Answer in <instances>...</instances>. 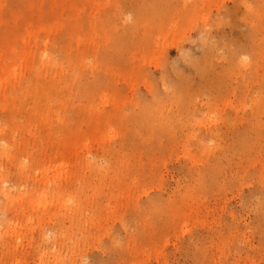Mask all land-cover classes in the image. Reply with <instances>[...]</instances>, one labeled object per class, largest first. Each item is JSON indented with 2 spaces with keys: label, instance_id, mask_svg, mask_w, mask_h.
I'll return each mask as SVG.
<instances>
[{
  "label": "rangeland",
  "instance_id": "rangeland-1",
  "mask_svg": "<svg viewBox=\"0 0 264 264\" xmlns=\"http://www.w3.org/2000/svg\"><path fill=\"white\" fill-rule=\"evenodd\" d=\"M146 1L0 0V55L20 73L5 78L0 126L29 122L36 104L15 87L30 79L26 63L3 49L10 40L21 50L23 36L66 99L56 110L67 128L53 139H80L66 158L72 177L52 142L39 157L33 140L0 155V264H264V0H245L256 16L241 0ZM89 110L102 126L86 122ZM142 123L166 132L153 138Z\"/></svg>",
  "mask_w": 264,
  "mask_h": 264
},
{
  "label": "bare ground",
  "instance_id": "bare-ground-1",
  "mask_svg": "<svg viewBox=\"0 0 264 264\" xmlns=\"http://www.w3.org/2000/svg\"><path fill=\"white\" fill-rule=\"evenodd\" d=\"M143 1V0H142ZM148 1V0H147ZM146 1V2H147ZM151 1V0H150ZM150 1H149V4H150ZM170 1V0H169ZM173 1V0H172ZM172 1H171V3L170 2H168V0H166V3H167V6H165V7H168V3L170 4V5H174V2L175 1H173V4H172ZM248 1V0H247ZM247 1H245V0H241V2L242 3H244L245 5H246V8H247V10H248V12H249V10H250V7H252L250 4H248V2ZM261 1V0H260ZM144 2H145V0H144ZM264 3V2H263ZM136 4V3H135ZM136 5H138V4H136ZM142 5V4H141ZM145 5V4H144ZM147 7L149 8V6L150 5H148V2H147ZM163 5H165V4H163ZM257 5H258V9L260 10V5H262V7H261V10L262 9H264V7H263V4H260V2H259V4L257 3ZM171 6V7H172ZM140 7V6H139ZM150 7H152V6H150ZM170 7V6H169ZM187 7V6H186ZM60 8V7H59ZM253 8V7H252ZM251 8V10H253V12H254V10L256 11V12H254V13H251V15L252 14H256L258 11L256 10V9H252ZM143 9H146V6H145V8H143V5H142V10ZM150 9V8H149ZM148 9V10H149ZM132 11V10H131ZM139 11V10H138ZM145 11H147V10H145ZM145 11L144 12H142L141 11V13H139V12H137L136 11V13L138 14L139 13V15H140V17L141 16H143L144 14L143 13H145ZM133 13H134V10L132 11ZM33 10L31 11V13L30 14H28V16H25V22H26V24L28 25L27 27V33H28V36L31 38V37H34L37 33H34V32H32V30H31V27L34 25V24H36L37 23V16H38V12H37V14L36 15H34L33 16ZM137 14H136V16H137ZM141 14H143V15H141ZM259 14V13H258ZM257 14V15H258ZM263 14H264V11H263ZM134 15H135V13H134ZM139 15L136 17V19H135V21L138 19V17H139ZM260 15V14H259ZM253 16V15H252ZM256 16V15H255ZM39 17V16H38ZM135 17V16H134ZM258 17V16H257ZM257 17H256V19H257ZM259 18H260V16H259ZM134 19V18H133ZM253 19H254V17H253ZM250 20L249 21V23H252L251 21H254V20H256V19H254V20ZM260 20V19H259ZM135 21L133 20V22L135 23ZM132 22V23H133ZM138 22V21H137ZM133 23L134 25H135V27L136 26H140V23H139V25H138V23ZM256 22L257 23H259L260 25H261V23L260 22H258L257 20H256ZM57 23V22H56ZM131 22H130V25L132 24ZM220 23H221V21H220ZM223 24V22L220 24V25H222ZM255 24V23H254ZM258 24V26H260ZM129 25V26H130ZM253 25V24H252ZM251 25V26H252ZM11 26V25H10ZM133 25H131L130 27H132ZM258 26L255 24V27H257L258 28ZM58 27V24H56L54 27H50V26H46V27H41L39 30V33L40 32H43V33H45V34H47V35H49V34H51V33H54V32H56V31H59V30H61V27L60 28H57ZM135 27L133 26L131 29L132 30H135ZM221 27V26H220ZM254 26H253V28H255ZM261 27H262V25H261ZM134 28V29H133ZM253 28H252V30H253ZM131 29H129L128 28V30H130V34H131ZM138 28H136V30H137ZM135 30V31H136ZM257 30V29H256ZM132 32H134V31H132ZM261 32V31H260ZM259 31H256L255 32V30L254 31H251L250 32V35H249V42H250V44H249V51H250V53L249 54H254V53H256L257 54V51L259 52V50H257V48H258V43H257V36H258V33H260ZM262 33V32H261ZM21 37V40H22V42H23V45H22V47H21V50H15L14 49V47H13V43L10 41V40H6L5 41V43L3 44V49L5 50V52H7V54H10L11 55V57L13 58V59H17V58H20V60L22 61V63H26V67H25V71L23 70V73L22 74H25V73H27L28 72V70H29V72H30V79H29V81L25 84V85H23V87H20V84H19V82H16L15 83V87L16 88H18V89H16L17 90V92H23L24 93V96H26V98H32V99H34V102L36 103L35 104V106H33V107H31L30 108V110H28V112L29 113H31V114H29L30 116H29V122H24V123H22V122H20L19 120H16V122L14 121V122H12V116L11 117H9L10 119L6 122L7 124L5 125V126H0V133H1V142H0V155H4V156H6L7 158H9V159H12L13 158V156H12V154H11V151H10V147H11V145H13V146H16V145H18V147L20 148V149H23V148H25L27 145H25V144H27V143H30L31 142V140H33V141H38V142H40L39 144H36V145H33V147H35V146H37L38 147V149H39V152H38V157H39V155H40V151L42 150V142L41 141H46V144L47 143H49V142H52L51 144H52V146L54 147V149H55V147H56V149H55V151H54V153H55V156H54V159L56 158V160H57V158L58 157H60V158H63V161H65V163H63V164H61V169L64 171V173H62V174H64L66 177H69V175L71 174V177L72 176H74L75 175V172H73V170L72 171H68V170H66L68 167H69V164H68V160H66V158H68V156L69 157H73L72 156V154L73 153H75V152H78L79 151V148L77 147L78 145H80V143H79V137L77 136V134H75L74 135V137H72V136H67V138L65 139V140H63V139H58V140H54L53 139V136H54V134H52V131H62V132H64L65 130H66V128H67V123H66V120H67V116H66V114H62L61 115V113L60 112H58L57 110H56V107L59 105V104H63L64 103V100L66 101V99L64 98V94H62V92H61V90H57L56 88H55V86L54 85H52L51 83H50V81H48V79H49V77L48 76H45V77H42L41 76V70H40V68L37 66H35V52H36V50H35V47H33V45L31 44V42L29 41V40H27L25 37H23V36H20ZM244 39V38H243ZM261 39V38H260ZM264 39V38H263ZM245 40V39H244ZM262 40V39H261ZM140 41H142V39L140 40ZM78 42H80V39L78 40ZM207 42H209V41H207ZM206 42V43H207ZM232 43H233V40H232ZM262 43V42H261ZM92 44H95L94 43V41H92ZM237 44V43H236ZM262 44H264V41H263V43ZM158 45H160V44H158ZM158 45H156V47L158 46ZM214 45V44H213ZM242 45H243V43H242ZM237 46V45H236ZM159 48H160V46H159ZM163 48V47H162ZM211 48V47H210ZM213 48V47H212ZM214 48H215V46H214ZM233 48V47H232ZM234 48H236V47H234ZM263 48H264V46H263ZM261 50H264V49H261ZM153 51V50H152ZM160 51H162V50H160ZM239 53V52H238ZM237 53V54H238ZM241 54V53H240ZM248 54V55H249ZM235 55V54H234ZM230 56V55H229ZM249 56H247V55H244V56H239V57H236V62L238 63V65L239 64H243V63H245L246 61H247V58H248ZM40 58H41V60L43 61V63H45V64H47V67L48 68H50V69H54V68H56L57 67V65L59 64H57V59H55L53 56H51V57H47L46 56V54L44 53V54H40ZM229 59V58H228ZM225 60V59H224ZM226 60H227V57H226ZM233 61H234V59H233ZM233 61H232V63H233ZM253 61V60H252ZM252 61H251V64H252ZM228 62V61H227ZM249 63V62H248ZM254 63V62H253ZM230 64V63H229ZM250 63H249V65H251ZM61 65V64H60ZM233 65H235V64H233ZM230 66V65H229ZM228 67V66H227ZM233 68H234V66H233ZM235 68H238V66H236ZM230 69V68H229ZM228 69V70H229ZM7 70V71H6ZM18 70H19V67H18V65H17V63L15 62V63H13L12 65H7L4 61H3V59H2V57H1V55H0V72H1V74H0V98L1 97H5V93H3L2 92V87H3V85L5 84V78L7 77V76H10V77H12V78H14L15 79V81H16V79H17V77H18V75L20 74V73H18ZM224 70H225V68H224ZM204 71V70H203ZM107 74V73H106ZM224 75L226 76V73H224ZM215 78V77H214ZM215 80V79H214ZM212 81V80H211ZM95 82H97V81H95ZM99 82V81H98ZM224 83V81L222 82V84ZM88 87V86H87ZM216 87H218V86H216ZM213 89V88H212ZM85 90H87V89H85ZM88 91V90H87ZM108 93H104L102 96H101V98H107L108 97ZM89 96V95H88ZM91 96V95H90ZM25 98V99H26ZM24 100V99H23ZM101 102H104V101H101ZM42 106V107H41ZM15 107H17L18 109H24L25 108V106H22V105H20V103H17V106H15ZM59 108H62V106L61 107H59ZM1 110H9V106L8 105H3L1 108H0ZM43 110H45L46 111V114H44V111ZM147 111V110H146ZM148 112V111H147ZM145 115H150L149 113H145ZM152 115V114H151ZM98 116H99V113H98V111H93V110H89V116L88 117H92L93 119H95L94 120V124L93 123H91V122H89V121H87L86 120V122L88 123V124H91V127L92 128H99L100 126H102V122L100 123V121L98 120ZM85 120V119H84ZM82 124L81 125H83V121L81 122ZM143 124V123H142ZM163 124V123H162ZM159 126H160V123L158 124ZM158 125H155L154 124V127H158ZM162 126V125H161ZM8 128V130L10 131V134H6L5 133V130ZM81 128H82V126H81ZM170 129H172V128H170ZM36 130L38 131V130H40L39 131V133L38 132H36ZM145 130H148V131H145ZM13 131H22L23 133H28V135L27 136H23V138L22 139H16L15 138V136H13L12 135V132ZM70 131V130H69ZM141 131H145V132H147L148 134H150L152 137L154 136V135H157V134H160V133H164V132H166V130L163 128H151V129H148V127H146V126H144V124H143V126H141ZM74 132H75V130H74ZM158 137V136H157ZM154 138V137H153ZM27 142V143H26ZM97 142L99 143V144H101V143H103V138L102 139H98L97 138ZM48 145V144H47ZM46 146V145H45ZM53 151V150H52ZM51 151V152H52ZM50 152V153H51ZM49 153V154H50ZM53 154V153H52ZM51 155V154H50ZM52 157L53 156H51V159H52ZM47 158V157H46ZM49 158H50V156H49ZM47 160V159H46ZM53 160V159H52ZM56 160L54 161V163L56 162ZM38 161V159L36 160V162ZM67 161V162H66ZM40 168V167H39ZM50 169V167H47V168H45L43 171H44V173L47 175V177H48V175H49V173H51V172H53V171H55L56 169H53L52 171H50L49 170ZM39 172H40V170H39ZM56 175V174H55ZM57 176V175H56ZM58 176H61L60 174L58 175ZM57 178H59V177H56V179ZM59 180H61V178H59ZM57 181V180H56ZM47 182V181H46ZM48 182H49V180H48ZM50 183V182H49ZM53 184H54V182H53ZM6 194V193H5ZM9 197H11V195H8ZM47 197V195H46V193H40L39 195H38V197H37V201H38V203L40 204V202L42 201V199L43 198H46ZM11 199H12V197H11ZM14 199V198H13ZM12 202H13V200H12ZM35 205H37L36 203H35ZM37 206H39V205H37ZM19 262V261H18ZM21 262V261H20ZM14 264V263H13Z\"/></svg>",
  "mask_w": 264,
  "mask_h": 264
}]
</instances>
